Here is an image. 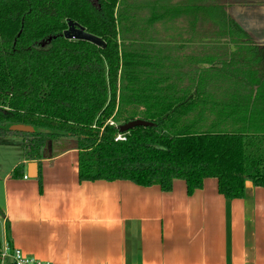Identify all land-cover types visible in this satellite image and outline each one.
Here are the masks:
<instances>
[{"label": "trees", "instance_id": "1", "mask_svg": "<svg viewBox=\"0 0 264 264\" xmlns=\"http://www.w3.org/2000/svg\"><path fill=\"white\" fill-rule=\"evenodd\" d=\"M186 1L196 14L191 29L199 18L212 21L206 57L191 54L187 41L154 39L156 24L179 18L182 8L0 0V141L22 140V158L32 161L49 143L72 138L81 181L170 191L183 179L192 194L213 177L228 199L245 198L249 181L264 187V47L230 13V0ZM69 20L106 47L65 38ZM200 60L208 66H194ZM136 119L153 124L116 140L120 126ZM20 124L34 131L11 130Z\"/></svg>", "mask_w": 264, "mask_h": 264}, {"label": "crops", "instance_id": "2", "mask_svg": "<svg viewBox=\"0 0 264 264\" xmlns=\"http://www.w3.org/2000/svg\"><path fill=\"white\" fill-rule=\"evenodd\" d=\"M186 41L191 54H209L208 43ZM200 61L194 66H208ZM14 159L8 169L0 163V254L9 246L47 264H264L262 186L249 181L245 198L228 199L213 177L192 194L183 179L170 191L129 180L81 181L72 138L49 143L40 160L15 152Z\"/></svg>", "mask_w": 264, "mask_h": 264}, {"label": "rangeland", "instance_id": "3", "mask_svg": "<svg viewBox=\"0 0 264 264\" xmlns=\"http://www.w3.org/2000/svg\"><path fill=\"white\" fill-rule=\"evenodd\" d=\"M146 4V7H150L152 2L155 4V6L158 7L159 10H162V8H182V10H186L187 1L186 0H141ZM235 0H230L231 8L230 13L235 17L238 23L243 22L248 25L251 32H253V36L255 39L259 42L264 43V0L262 2L254 3V4H246L250 1L256 0H241L244 4L235 3ZM185 12V11H184ZM188 13V10H186ZM191 15V14H189ZM188 14H183L181 17H183L184 21H180L179 19L177 24L172 22H167L164 20V22H158L156 24L157 30L155 31L154 39L155 41L163 44L168 45L169 43L173 44V42H181V41H192L196 46L199 45V43H203L206 45V43H211L209 41H205L201 37H199L201 34L200 32H205L206 35L211 37V33L208 32V30H212V21L207 20L203 21L199 18L196 29H191L190 24L192 20L191 18L195 17H189ZM186 17V19H185ZM190 21V22H189ZM240 21V22H239ZM189 30H191V33ZM202 37L204 35H201ZM197 38L199 40H197ZM202 39V40H201ZM7 144H10L9 146H6L5 143H2L0 141V163L5 167V169H8V163L13 162L14 159V152L19 153V155L22 154V140H6ZM4 148V149H3ZM14 150V152H13ZM10 166V165H9Z\"/></svg>", "mask_w": 264, "mask_h": 264}, {"label": "water", "instance_id": "4", "mask_svg": "<svg viewBox=\"0 0 264 264\" xmlns=\"http://www.w3.org/2000/svg\"><path fill=\"white\" fill-rule=\"evenodd\" d=\"M240 24L249 33H253V32L250 31V29H249L247 24H245L243 22H240ZM63 36L65 38L69 39V40H85V41H89V42H92V43H94V44H96V45H98L100 47H104V48L107 45L105 40L102 37L88 32L83 25H81L79 22H76L74 20H69L68 21V28L66 30H64ZM51 40H52V38H49V41H51ZM152 124H153L152 122H149V121H146V120L136 119V120H132L130 122H127L125 124H122L120 126V131H121V133H124V132H127V131H129L130 129H132L134 127H137V126H148V125H152ZM11 130L31 132V131H34V128H32L31 126H28V125H21L20 124V125L11 126ZM31 165L36 167L37 163L33 162V163H31ZM28 176L35 177L36 175H30L29 174Z\"/></svg>", "mask_w": 264, "mask_h": 264}, {"label": "built area", "instance_id": "5", "mask_svg": "<svg viewBox=\"0 0 264 264\" xmlns=\"http://www.w3.org/2000/svg\"><path fill=\"white\" fill-rule=\"evenodd\" d=\"M111 125H115V122L113 120H109L108 122ZM116 140H125L126 136L124 133L118 134V136L115 138ZM7 257H11L14 264H47L45 262H42L34 257L26 256L23 254V252L19 249H13L11 251V248L7 246L0 254V264H5V259Z\"/></svg>", "mask_w": 264, "mask_h": 264}, {"label": "flooded vegetation", "instance_id": "6", "mask_svg": "<svg viewBox=\"0 0 264 264\" xmlns=\"http://www.w3.org/2000/svg\"><path fill=\"white\" fill-rule=\"evenodd\" d=\"M263 0H256V2L255 1H250V2H248V3H246V4H254V3H258V2H262ZM235 3H239V4H244L241 0H235L234 1ZM252 33H249V35L251 36V38L253 39V40H255L253 37H252V35H251ZM259 46H263L264 47V45H260V44H258Z\"/></svg>", "mask_w": 264, "mask_h": 264}]
</instances>
